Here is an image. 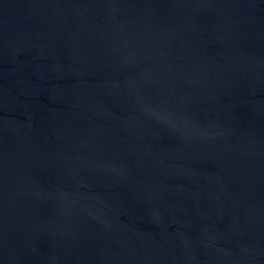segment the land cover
I'll list each match as a JSON object with an SVG mask.
<instances>
[{"label": "water", "instance_id": "obj_1", "mask_svg": "<svg viewBox=\"0 0 264 264\" xmlns=\"http://www.w3.org/2000/svg\"><path fill=\"white\" fill-rule=\"evenodd\" d=\"M0 264H264V0H0Z\"/></svg>", "mask_w": 264, "mask_h": 264}]
</instances>
